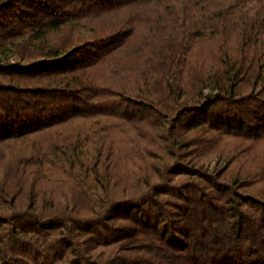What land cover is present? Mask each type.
<instances>
[{
    "label": "trees",
    "instance_id": "16d2710c",
    "mask_svg": "<svg viewBox=\"0 0 264 264\" xmlns=\"http://www.w3.org/2000/svg\"><path fill=\"white\" fill-rule=\"evenodd\" d=\"M0 148V264H264V0H0Z\"/></svg>",
    "mask_w": 264,
    "mask_h": 264
},
{
    "label": "rangeland",
    "instance_id": "374dc122",
    "mask_svg": "<svg viewBox=\"0 0 264 264\" xmlns=\"http://www.w3.org/2000/svg\"><path fill=\"white\" fill-rule=\"evenodd\" d=\"M201 50L204 51V48H201ZM4 57V56H2ZM209 65H207L208 67ZM135 135V134H134ZM135 146H138L140 148H146L149 147L146 143L145 140H138L135 144ZM151 147V146H150ZM219 149V148H218ZM218 149L217 150H213L211 152H209L207 155H205L203 158H201V161L208 167L209 170H216L218 168H220L222 166V162H220V160L218 159ZM154 150L156 151V153H158V155L161 154V151L157 149V147H154ZM0 153L3 156V160L4 162H8L11 161L14 157L11 153H9L8 151H6L4 148H0ZM17 153L18 155H26L29 153L28 150V146L27 145H20L17 147ZM92 155H89L87 157H85V160H89L91 158ZM158 163H160V160L157 158H153L152 159V166H156ZM3 176V170L0 169V180L2 179ZM183 179H185L184 175H177L174 177V180L176 182L182 181ZM134 176L131 177V182L134 183ZM71 180L67 177L64 176L61 179L60 182V189H61V198L65 199L66 195H68V192L71 188ZM63 202H65V200H62ZM101 250V249H100ZM105 254V252H104Z\"/></svg>",
    "mask_w": 264,
    "mask_h": 264
}]
</instances>
